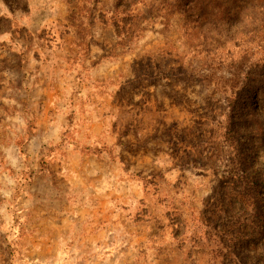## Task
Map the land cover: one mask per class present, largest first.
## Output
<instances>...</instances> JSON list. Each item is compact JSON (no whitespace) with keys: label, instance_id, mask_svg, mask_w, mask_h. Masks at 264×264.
Returning <instances> with one entry per match:
<instances>
[{"label":"rangeland","instance_id":"rangeland-1","mask_svg":"<svg viewBox=\"0 0 264 264\" xmlns=\"http://www.w3.org/2000/svg\"><path fill=\"white\" fill-rule=\"evenodd\" d=\"M0 264H264V0H0Z\"/></svg>","mask_w":264,"mask_h":264},{"label":"trees","instance_id":"trees-1","mask_svg":"<svg viewBox=\"0 0 264 264\" xmlns=\"http://www.w3.org/2000/svg\"><path fill=\"white\" fill-rule=\"evenodd\" d=\"M123 13H125V12H123ZM251 132H254L253 129H251ZM252 226H253V225H252ZM255 227H256V226H255ZM256 228H257V227H256Z\"/></svg>","mask_w":264,"mask_h":264}]
</instances>
